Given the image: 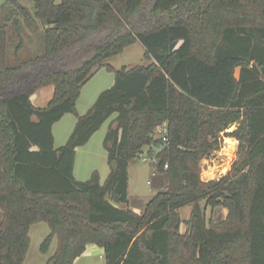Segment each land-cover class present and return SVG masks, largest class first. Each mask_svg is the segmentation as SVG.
Listing matches in <instances>:
<instances>
[{"label": "trees", "instance_id": "16d2710c", "mask_svg": "<svg viewBox=\"0 0 264 264\" xmlns=\"http://www.w3.org/2000/svg\"><path fill=\"white\" fill-rule=\"evenodd\" d=\"M32 1L34 11L0 5V264L25 262L40 221L51 230L42 252L58 241L47 264H74L90 244L106 264H264V0ZM31 34L40 49L22 57ZM136 42L148 65L108 64ZM103 67L114 84L78 115L82 86ZM49 85L48 105H34ZM68 113L75 128L56 147L53 127ZM113 115L110 173L77 180V148ZM226 137L239 141L232 171L202 180L199 161ZM153 146L157 193L141 212L119 207L130 161ZM209 206L225 208V220L208 219Z\"/></svg>", "mask_w": 264, "mask_h": 264}, {"label": "rangeland", "instance_id": "374dc122", "mask_svg": "<svg viewBox=\"0 0 264 264\" xmlns=\"http://www.w3.org/2000/svg\"><path fill=\"white\" fill-rule=\"evenodd\" d=\"M6 0H0V5ZM23 5L34 11L32 0H19ZM11 33V30H10ZM11 39V34H10ZM40 39L36 35L31 34V38H26L25 45L20 50L22 57L35 55L40 49ZM15 43L9 48V57L15 61ZM152 60L145 56V49L139 42L127 47L125 51L117 55L107 62L115 69L132 68L138 65H148ZM116 72L103 67L96 71L82 86L81 94L77 100V114L85 115L94 105L100 93L110 88L115 81ZM54 86L49 85L38 89L32 95L34 105L38 107H46L53 97ZM75 113L66 114L59 122L55 123L53 132L55 136V146L61 147L65 145L72 134L78 115ZM113 115L107 120L102 127L93 134L89 142L80 147L77 151L75 162V176L77 180L86 181L92 177L94 171H98L101 182L103 183L110 173V165L107 160V150L104 145V138L110 126V122L114 118ZM234 130V127L230 128ZM231 142V145L229 142ZM239 141L234 138H225L222 148L217 152L213 150L209 156L203 157L199 161L200 176L202 180L209 181L219 179L229 174L235 161L239 158L238 154ZM152 153L149 147H144L140 157L135 158L129 163V197L128 203L117 204L123 209H144L150 199L157 193L153 189L150 181L154 172H156L157 160L156 153L161 147L153 146ZM227 149V151H226ZM210 173V175H209ZM204 205V201L201 202ZM192 211V205L180 209L179 214L182 219L187 220ZM207 218L213 219L215 222H222L227 216V210L222 207L211 208L206 210ZM3 218V211L0 209V223ZM186 229L183 224L182 230ZM50 227L47 222L40 221L33 224L30 228V247L23 264H47L48 259L57 249V238L55 237L47 252H42L41 245L44 239L50 234ZM95 245V244H93ZM74 264H106L104 249L98 245L88 248Z\"/></svg>", "mask_w": 264, "mask_h": 264}, {"label": "built area", "instance_id": "2783aa9c", "mask_svg": "<svg viewBox=\"0 0 264 264\" xmlns=\"http://www.w3.org/2000/svg\"><path fill=\"white\" fill-rule=\"evenodd\" d=\"M157 133L161 136L162 140L164 141V143H167L168 141V127H167V124L164 123L163 125H161L160 127H158L157 129ZM224 143V142H223ZM222 148V145L219 149ZM217 149V151L219 150ZM216 151V150H215ZM216 151V152H217ZM155 163L157 162V160L154 161ZM167 167V166H166ZM155 174V172H154Z\"/></svg>", "mask_w": 264, "mask_h": 264}, {"label": "crops", "instance_id": "0c3cea01", "mask_svg": "<svg viewBox=\"0 0 264 264\" xmlns=\"http://www.w3.org/2000/svg\"><path fill=\"white\" fill-rule=\"evenodd\" d=\"M114 117H115V116H114ZM107 131H108V130H107ZM222 135H223V134H222ZM231 142H232V141H231ZM222 144H223V143H222ZM85 145H86V144H85ZM85 145H84V146H85ZM81 147H83V146H81ZM79 148H80V147L77 148V151H78ZM76 158H77V155H76ZM75 162H76V161H75ZM74 175H75V168H74ZM75 178H76V176H75ZM76 179H77V178H76ZM153 196H154V195H153ZM145 207H146V206H145ZM145 207H144V209H145ZM144 209H141V210H140V209H139V210H138V209H134V211H136V212H141V211H143ZM92 246H95V245H93V244L88 245L86 251H88V248H89V247H92ZM86 251H85V252H86ZM85 252H84V253H85ZM84 253H83V254H84ZM83 254H82V255H83ZM78 258H79V257H78ZM76 260H77V259H76Z\"/></svg>", "mask_w": 264, "mask_h": 264}, {"label": "clouds", "instance_id": "9594fccd", "mask_svg": "<svg viewBox=\"0 0 264 264\" xmlns=\"http://www.w3.org/2000/svg\"><path fill=\"white\" fill-rule=\"evenodd\" d=\"M229 144L231 145V141L229 142ZM226 151H227V149H226ZM209 175H210V173H209Z\"/></svg>", "mask_w": 264, "mask_h": 264}]
</instances>
